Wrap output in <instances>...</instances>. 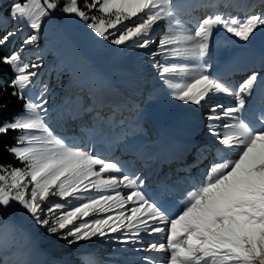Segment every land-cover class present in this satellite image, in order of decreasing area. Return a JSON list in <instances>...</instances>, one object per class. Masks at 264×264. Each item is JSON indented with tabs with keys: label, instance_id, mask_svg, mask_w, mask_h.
Instances as JSON below:
<instances>
[{
	"label": "snow or ice",
	"instance_id": "obj_1",
	"mask_svg": "<svg viewBox=\"0 0 264 264\" xmlns=\"http://www.w3.org/2000/svg\"><path fill=\"white\" fill-rule=\"evenodd\" d=\"M60 3L13 0L8 20L17 26L0 30V48L23 27L30 30L18 49L0 56L14 73L11 95L23 101L22 112L0 125V134L19 133L6 150L22 165L0 164V218L18 216L69 246L99 238L119 245L117 251L169 253L164 260L143 256L142 264H264V88L257 95L264 71H250L235 87L213 71L214 29L250 43L264 30V11L244 19L215 12L191 32L181 30L185 22L177 18L174 0H63L60 11L75 16L100 43L134 54L144 50L171 100L206 110L207 134L223 156L209 165L202 182L177 193V201L166 188L148 190L144 175L126 171L119 160L66 142L48 123V86L30 94L45 63L43 57L25 62L22 53L40 46ZM161 22L167 28L157 39ZM259 63L264 69V56ZM217 94L234 102L212 103ZM145 235L167 242L145 243Z\"/></svg>",
	"mask_w": 264,
	"mask_h": 264
},
{
	"label": "rangeland",
	"instance_id": "obj_2",
	"mask_svg": "<svg viewBox=\"0 0 264 264\" xmlns=\"http://www.w3.org/2000/svg\"><path fill=\"white\" fill-rule=\"evenodd\" d=\"M188 1L190 0H177L176 2L182 5ZM253 2H256L255 6L264 9V2L262 0H254ZM12 3L13 0H0V29H7L9 27H13L14 29L17 26L14 22L9 23L8 20ZM249 4L244 7L239 6L237 9L233 8L237 12L235 16L245 14L244 8L251 5ZM60 8L58 7L52 14V17L46 21L40 46L38 48H26L22 53V59L25 62H32L37 57H43L45 66L39 70V76L35 79V86L30 94L38 93L42 85L48 86L50 116L57 110V107H54V102L64 95L68 98L75 95L77 98L86 94V91L94 90L100 86L108 89L111 86H118L120 88L136 90L143 85L148 88L147 84L151 80V77L156 75V70L151 66L148 57L143 53L144 50H135L134 54L131 49H116L115 46L106 43L102 44L94 39L90 30L82 22L75 16L63 14ZM195 10L201 11V7L196 6ZM186 11L190 13L193 9L189 8ZM162 25L161 22V27ZM161 27L155 29V38H158ZM29 32L30 30L27 27H23V31L18 32L7 44L8 53L15 50H12L13 41L18 37L24 39ZM257 32L262 35L260 40L263 41L257 48H246L240 51V49L235 47L231 55L223 58L220 75L230 82L233 87L238 85L250 71H264L259 63L260 57L264 56V30H258ZM230 38L231 36L227 34L226 39ZM21 43L22 41L18 42L17 49ZM138 59L142 60L136 62ZM174 61L177 63L181 62V60ZM68 84H70V87H67ZM262 88L264 86L258 84V96ZM77 89L78 91L84 89V91L73 94V91L75 92ZM230 97L225 94L218 98L214 96L211 102L223 103L225 105L232 104L234 100ZM135 99L133 100L135 103L139 101V99ZM90 101L91 99H88L86 103L89 104ZM97 109L99 111H109L103 105H99ZM186 109V112L176 113L175 117L151 120L148 131L144 133L143 139H139L137 143L133 142L126 149L123 148L122 144L119 150L122 153L125 152L120 162L125 165L126 171H136L143 174L147 181L148 190L154 191L166 188L170 193L169 198L175 196L177 201L179 200V195H176L177 193H181L192 185L202 182L209 165L213 162V157L218 155L213 145V138L207 134L208 121L206 119V110L200 108L192 109V106H186ZM115 112H118V110H115ZM83 119H85V116H83ZM48 123L53 127L55 133L63 137L66 142H74L76 146L83 149L92 148L105 159H107L106 155H115V153L111 154L107 146L111 145L113 147L119 136H117L118 138H113L112 142L109 143L104 134L95 132L92 134L90 132L89 134L91 135L87 136L88 130L85 129L83 130L85 135L73 138L68 137L56 127L58 125L54 121L49 120ZM87 123H89L88 120ZM152 137H157L160 141L153 148L148 144L152 143V140H149ZM190 147L191 157L205 156L206 159H211V163L207 160V165L196 169L195 175L193 170L190 172L183 171L181 175L179 169L182 167L185 170L186 165L175 162V160H179L174 159L176 157L175 153L178 151L177 153L181 154L182 150L189 149ZM205 148H207V151H205ZM150 152L152 153L151 159L144 161ZM129 157L135 158V160L129 161ZM113 160H118V158ZM207 161L205 160L204 162ZM158 163L161 164L160 168H158ZM54 200L59 202V198H54ZM5 220L10 221V225L7 227L4 224ZM27 222V220L18 216L0 218V260L4 262L1 264H12L6 262L8 260L17 262V264L21 262V264H26V262H29V264H41L38 257V241L44 235H46L44 239L50 241L51 244L47 251L60 256L69 255L70 252L77 255L90 253L92 255L91 264H97L93 257L105 260L103 258L109 257L108 254L111 252V249L117 255L116 259L122 258L121 262L124 263L129 262L126 261L128 259H137L138 264H142L140 258L146 255L157 258V252H134L131 249L127 252L117 251L116 249L119 248V245L99 238H93L86 242L81 241L69 246L66 241L57 239L56 236H50L44 229L32 226ZM148 238V236H144L145 243ZM159 238V242H167L166 237L159 236ZM135 254L140 255V257H134ZM158 255L162 256L161 258L164 260L167 259L169 253L163 252L158 253ZM114 258L115 256H111V259ZM80 259L70 256L66 264H86V262ZM118 262H120L119 259ZM104 263L109 264L108 261Z\"/></svg>",
	"mask_w": 264,
	"mask_h": 264
},
{
	"label": "trees",
	"instance_id": "obj_3",
	"mask_svg": "<svg viewBox=\"0 0 264 264\" xmlns=\"http://www.w3.org/2000/svg\"><path fill=\"white\" fill-rule=\"evenodd\" d=\"M176 1L177 0H174L177 6V18L182 19V21L185 22L181 30L187 29L191 32H194V25L197 21L206 15L213 14L215 12H225L229 15L235 16L237 12L233 9L234 4L244 5L245 2H247L252 5L253 2V0H208V2H210L213 6L205 7L202 0H190L182 5L178 4ZM194 3L201 7V11H196V7H190V5ZM226 4H230L231 6L226 7ZM60 7H63V0L60 3ZM189 8L193 9L190 13L186 11ZM262 11H264V9H260L259 6H251L248 10H246L245 14L237 16L244 19L249 14L259 13ZM103 18L106 19L109 17L104 16ZM162 24V27L159 29L158 38L162 34V29L166 30L167 28V25L164 22H162ZM12 29L13 27H9L7 29L4 28L0 30ZM258 34L262 36L260 33ZM226 35L227 33L223 30V28L217 27L214 29L213 42L216 49V62L213 70L214 73L220 74L223 58L231 55L234 52L235 47L241 51L246 48H257L261 43H263L262 40L259 42L252 40L250 43H245L235 37H232L230 34L231 38L226 39ZM22 40V38L18 37L15 41H13L12 50H16L18 42H21ZM8 52L9 50L6 47L0 48V56ZM141 60L142 59H138L136 62ZM168 62L177 63L174 60H169ZM181 62L184 61L181 60ZM13 75L14 73L11 67L0 64V107L3 108V110L0 111V125L6 121L12 120L15 116L22 112L23 101L11 95L14 89L9 86V81ZM173 82L179 83L182 81L173 78ZM147 85L149 89L141 85V87L136 90L120 88L118 86H111L108 89L100 86L94 90L86 91V94L77 98L75 95H72L70 98L64 95L59 97L54 102V107H57V110L51 115L52 121H54V123L58 125L56 127H58L68 137H82V135H85L83 132L85 129L88 130L86 133L87 136L91 135L89 134L90 132L92 134H94L93 132L104 134V137L108 139L109 143L112 142L113 138L119 136V139L114 143L113 147L110 145L107 146V148L112 149V153H115V155L113 154L112 158H110L112 160L118 158L120 161L122 160V156L125 154V152L122 153V151H119L122 144L123 148L126 149L133 142L137 143L139 139H143L144 133L148 131L151 120L154 121L158 118L168 119L170 117H175L176 113L186 112V106H192L171 100L167 96L168 90L160 84L157 75H153ZM82 91H84V89L80 91L77 89L75 92L73 91V94H78ZM222 95L224 94H217L216 97L218 98ZM135 98L139 99L136 103L133 101L136 100ZM230 98L233 97L231 96ZM88 99H91L89 104L86 103ZM119 102H121V110L115 112V109L118 108ZM99 103L109 109V111H99L97 109ZM192 109H197V107L192 106ZM83 116H85V119H83ZM87 120L89 123H87ZM137 122H139V124H137ZM17 134L18 132L16 131H9L7 134H0V164L22 167L20 162L6 150L7 146H14L16 144L15 138L17 137ZM149 140H152V143H148L152 148L153 146H157L160 142L157 137H152V139ZM151 157L152 153L150 152L147 157L148 160H150ZM106 158L108 159L109 157ZM129 160L133 161L135 159L129 158ZM45 236L46 235L42 236L38 241V257L41 264H66V261L70 256L81 258L80 260H83L86 264H91L92 255H90V253L77 255L76 253L70 252L69 255L66 254L60 256L47 251L51 244L50 241L44 239ZM155 237L157 240H160L159 236ZM108 256L109 257L103 258L105 260L97 257L93 258L97 264H105L104 262L106 261H108L109 264H138L137 259H128L126 261L129 262L124 263L121 262L123 260L122 258H118L120 261L118 262V259H116L117 255L112 251V249ZM111 256H115V258L111 259ZM134 257L139 258L140 255L135 254ZM6 262L17 264V262L12 260H8ZM1 263L4 262H1L0 260V264Z\"/></svg>",
	"mask_w": 264,
	"mask_h": 264
},
{
	"label": "bare ground",
	"instance_id": "obj_4",
	"mask_svg": "<svg viewBox=\"0 0 264 264\" xmlns=\"http://www.w3.org/2000/svg\"><path fill=\"white\" fill-rule=\"evenodd\" d=\"M177 152L175 153L176 154V157L174 159H179V160L180 159H182V160L185 159L187 157L188 153H189L187 149L182 150L181 154H179ZM165 162H167V161H165Z\"/></svg>",
	"mask_w": 264,
	"mask_h": 264
},
{
	"label": "water",
	"instance_id": "obj_5",
	"mask_svg": "<svg viewBox=\"0 0 264 264\" xmlns=\"http://www.w3.org/2000/svg\"><path fill=\"white\" fill-rule=\"evenodd\" d=\"M255 41H258L259 40V37L257 36V32H256V34H255V39H254Z\"/></svg>",
	"mask_w": 264,
	"mask_h": 264
}]
</instances>
